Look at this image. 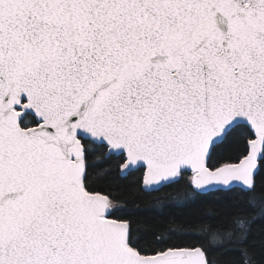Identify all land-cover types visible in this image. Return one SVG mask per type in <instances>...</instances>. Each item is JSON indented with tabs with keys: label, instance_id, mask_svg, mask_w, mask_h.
<instances>
[{
	"label": "water",
	"instance_id": "95a60500",
	"mask_svg": "<svg viewBox=\"0 0 264 264\" xmlns=\"http://www.w3.org/2000/svg\"><path fill=\"white\" fill-rule=\"evenodd\" d=\"M27 115L37 125L23 128ZM239 125L236 164L208 168ZM84 141L144 171L250 190L264 158V0H0V264H209L201 248L141 255L90 193Z\"/></svg>",
	"mask_w": 264,
	"mask_h": 264
},
{
	"label": "trees",
	"instance_id": "16d2710c",
	"mask_svg": "<svg viewBox=\"0 0 264 264\" xmlns=\"http://www.w3.org/2000/svg\"><path fill=\"white\" fill-rule=\"evenodd\" d=\"M36 124L31 115L21 123L23 128ZM253 139L249 127L237 126L214 147L208 168L238 163ZM83 146L86 190L110 199L111 218L129 224L128 244L141 255L198 247L209 264H264V158L250 190L200 194L192 175L183 173L158 191H146L142 169L120 175L124 156L109 155L105 146L90 141Z\"/></svg>",
	"mask_w": 264,
	"mask_h": 264
}]
</instances>
